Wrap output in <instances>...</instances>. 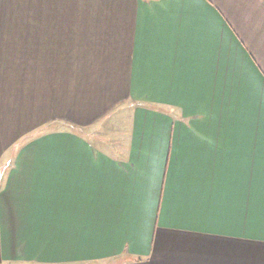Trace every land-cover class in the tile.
<instances>
[{
  "label": "crops",
  "instance_id": "crops-1",
  "mask_svg": "<svg viewBox=\"0 0 264 264\" xmlns=\"http://www.w3.org/2000/svg\"><path fill=\"white\" fill-rule=\"evenodd\" d=\"M0 264H264V0H0Z\"/></svg>",
  "mask_w": 264,
  "mask_h": 264
}]
</instances>
